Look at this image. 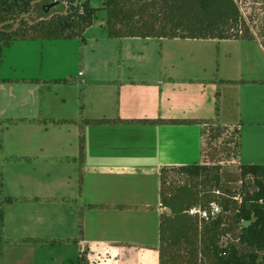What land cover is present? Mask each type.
<instances>
[{
    "label": "rangeland",
    "instance_id": "374dc122",
    "mask_svg": "<svg viewBox=\"0 0 264 264\" xmlns=\"http://www.w3.org/2000/svg\"><path fill=\"white\" fill-rule=\"evenodd\" d=\"M103 1L90 0V4L97 7ZM232 1L248 30L246 39L231 37L220 42L205 41L202 45L186 46L185 42H166L159 37H148L150 41L143 37H108L102 28L105 22L102 12L86 31L85 41L77 38L12 40L6 45L0 38V208L6 218V226L0 232V264H77L76 245L63 241L64 236L54 225L58 215L64 214L66 219L69 215L68 210L61 206L63 202L54 199L60 195L56 191L57 183L69 180L72 187L78 179L74 167H66L65 170V167H60L72 164L67 163L64 156L73 153L72 138L66 134L64 146L67 148L63 149L53 140L60 139L62 133L74 125L72 121L84 115L83 107L87 113L98 114L101 107L109 105L106 100L99 101L101 94L94 97V90H103L100 84H104L110 77L108 75L115 73L116 67L119 70L123 59L141 58L143 54L139 55L140 52L146 55L151 52L156 57L165 44L174 52L181 48H189L191 52L200 49L206 53L204 62L208 74L217 68V77L237 78L232 83L234 85L226 82V87H223L222 105L227 110H224L222 121L241 124L240 163L264 165V1H249L247 4H242L241 0ZM66 12L67 5L62 0H37L29 13L21 18L27 24H34L41 18ZM21 18L0 25V33L18 28ZM230 32L236 33L237 30ZM79 71L84 75H78ZM88 78H95L99 85L88 87L86 84L84 87L80 81ZM234 86L240 90L237 103L232 98ZM81 95H84L83 101ZM64 118L73 120L66 124H53ZM212 124L214 122H209L203 130ZM228 135L225 133L208 143L216 152L214 157L223 159V177L229 179L227 186L238 191L240 163L226 160V155L221 152L223 140ZM198 161L194 158L189 163ZM165 176L167 182L175 185L188 182L187 177L176 169L167 170ZM67 195L75 197L73 193ZM8 198L11 202L7 201ZM52 204H59V207ZM70 220L72 223V218ZM156 223L154 210L147 213L143 222L146 224L145 233L136 235L130 232L126 238L152 246L157 241ZM59 227L62 229L64 226ZM110 227L106 230L108 236L112 235ZM132 227L130 225L129 230ZM73 233L76 234L75 231ZM98 233L95 228L91 231L92 235ZM152 251L145 257L138 255L139 262L156 264V252Z\"/></svg>",
    "mask_w": 264,
    "mask_h": 264
},
{
    "label": "crops",
    "instance_id": "0c3cea01",
    "mask_svg": "<svg viewBox=\"0 0 264 264\" xmlns=\"http://www.w3.org/2000/svg\"><path fill=\"white\" fill-rule=\"evenodd\" d=\"M161 40L185 42L187 46L229 39ZM166 45L163 44L164 48L156 57L151 52L147 55L140 52L141 58L123 59L119 70L116 67L115 73L100 84L103 90H94V97L101 94L99 101L106 100L109 105L101 107L98 114L87 113L83 107L84 115L74 121L71 119L74 125L63 132L60 139L53 140L61 149L67 148L64 141L69 133L73 153L64 156L66 162L72 164L60 167H65L64 170L74 167L79 179L72 187L69 180L57 181L56 191L60 195L54 199L63 202L61 206L69 215L68 219L64 214L58 215L54 225L64 236L63 241L76 245L77 257L85 252L88 264H142L138 255L148 256L151 250L156 252L158 263V230L157 241L152 246L126 237L130 232L137 235L144 231L147 213L155 210L157 228L159 215L169 213V209L160 204V168L187 165L191 164L190 160L199 159L203 127L209 122L229 124L222 121L227 110L222 105L223 87L226 82L232 84L238 79L217 77V68L210 76L204 62L206 53L200 49L191 52L189 48H181L174 52ZM77 74L84 75L80 71ZM94 80L88 78L80 82L84 87L86 84L98 86ZM237 87L232 97L236 103L240 98ZM81 97L83 101L84 95ZM102 119L111 121L93 122ZM70 121L64 118L53 124ZM130 225L133 227L129 230ZM5 226L6 218L2 216L0 232ZM109 227L111 236L106 235ZM94 228L99 232L97 235L91 234ZM0 237L2 241V233Z\"/></svg>",
    "mask_w": 264,
    "mask_h": 264
},
{
    "label": "trees",
    "instance_id": "16d2710c",
    "mask_svg": "<svg viewBox=\"0 0 264 264\" xmlns=\"http://www.w3.org/2000/svg\"><path fill=\"white\" fill-rule=\"evenodd\" d=\"M35 1L0 0V25L29 13ZM62 1L67 5L66 13L41 18L34 24L21 18L18 28L0 33L2 43L73 38L85 41L86 31L100 12L105 14L102 28L108 37L246 39L249 35L232 0H104L97 7L90 0ZM249 1L264 0L241 3ZM232 29L242 33L230 32ZM241 129L240 123H215L202 130L199 161L170 168L185 175L188 182H167L165 175L170 169L160 168V204L169 213L159 215L158 264H264V165L240 163ZM225 133L229 135L223 140L221 152L226 160L240 163L238 191L227 186L223 159L214 157L216 152L208 143ZM213 202L221 209L215 217L200 219L188 214L192 207L207 209ZM2 216L0 208V219ZM84 254L77 264H88Z\"/></svg>",
    "mask_w": 264,
    "mask_h": 264
},
{
    "label": "built area",
    "instance_id": "2783aa9c",
    "mask_svg": "<svg viewBox=\"0 0 264 264\" xmlns=\"http://www.w3.org/2000/svg\"><path fill=\"white\" fill-rule=\"evenodd\" d=\"M220 211V206L217 203L213 202L207 209L200 208L199 206L192 207L188 210V214L192 216H197L200 219H207L208 217H215Z\"/></svg>",
    "mask_w": 264,
    "mask_h": 264
}]
</instances>
